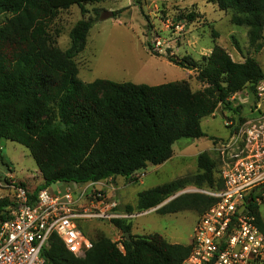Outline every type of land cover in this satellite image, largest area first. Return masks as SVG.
<instances>
[{
  "label": "trees",
  "instance_id": "1",
  "mask_svg": "<svg viewBox=\"0 0 264 264\" xmlns=\"http://www.w3.org/2000/svg\"><path fill=\"white\" fill-rule=\"evenodd\" d=\"M84 1L76 4L82 16L89 14ZM213 1L221 11L232 13L235 26L248 28L250 47L259 54L264 0ZM73 5L60 0H0V144L11 141L30 152L43 179L37 189L29 188L34 193L57 183L131 179L149 165H163L173 157L179 141L206 136L202 120L219 108L223 117L231 110L240 113L227 99L244 90L254 92L264 80V70L254 56L236 62L226 49L215 45L201 64L191 57H169L172 64L196 71L197 80L208 85L204 91H192L187 82L157 86L106 79L84 82L75 58L85 51L94 24L117 19L122 11L94 9V16L74 26L72 46L64 52L49 30L60 12ZM197 163L196 176L141 192L137 211L151 210L186 187H222L214 155L200 154ZM214 203L201 194H184L158 212L203 215ZM9 205L8 198L0 199V221L7 219ZM112 224L122 233L123 251L117 242L98 235L93 249L77 258L53 237L43 252L46 264H182L191 253V245L171 244L159 234H132L127 220Z\"/></svg>",
  "mask_w": 264,
  "mask_h": 264
},
{
  "label": "rangeland",
  "instance_id": "2",
  "mask_svg": "<svg viewBox=\"0 0 264 264\" xmlns=\"http://www.w3.org/2000/svg\"><path fill=\"white\" fill-rule=\"evenodd\" d=\"M60 1L75 4L62 10L49 30L64 52L72 46L70 33L74 26L80 20L94 16V9L122 11L117 19L95 23L89 32L85 51L75 58L79 78L84 82L106 79L149 86L187 82L192 91H204L208 85L197 80L196 71L172 64L169 57L174 56L178 60L191 57L201 64L211 55L215 45L226 49L236 62L241 63L246 57L254 56L264 70V40L261 52L256 55L249 44L248 28L235 26L232 13L221 11L213 0H87L84 1L89 11L86 16H82L76 5L79 0ZM229 116L228 112L225 117L216 113L202 120L206 136L199 140L179 141L173 147V157L163 165H149L131 179L116 177L104 180L96 188L117 202L119 213L125 214L128 209L138 212V195L141 192L198 174V156L203 153L213 156V140L228 138L226 123ZM0 147L2 175L10 172L16 182L31 190L43 184L42 175L25 147L7 140H3ZM66 186L65 183H57L49 189L56 193ZM190 187L151 209L153 211L148 215L127 220L132 225V234H159L171 244L190 245L194 227L202 214L184 211L162 215L158 212ZM3 196L4 193H0V199ZM82 228L91 239L104 235L113 242L123 241L122 233L108 220L86 222Z\"/></svg>",
  "mask_w": 264,
  "mask_h": 264
},
{
  "label": "built area",
  "instance_id": "3",
  "mask_svg": "<svg viewBox=\"0 0 264 264\" xmlns=\"http://www.w3.org/2000/svg\"><path fill=\"white\" fill-rule=\"evenodd\" d=\"M225 140H213L220 188L190 187L182 194L215 200L197 222L189 257L182 264H264V80L254 92L231 95ZM1 150V147H0ZM102 182V181H101ZM98 183L67 184L56 193H34L0 173V193L8 198L7 219L0 221V264H46L44 250L53 237L77 258L94 247L82 224L133 220L153 210L119 213L118 204ZM256 209V210H255ZM124 250L122 241L118 243Z\"/></svg>",
  "mask_w": 264,
  "mask_h": 264
},
{
  "label": "water",
  "instance_id": "4",
  "mask_svg": "<svg viewBox=\"0 0 264 264\" xmlns=\"http://www.w3.org/2000/svg\"><path fill=\"white\" fill-rule=\"evenodd\" d=\"M217 113H218L220 116H222V117L224 116V114H223L221 108H219V109L217 110ZM168 203H169V202H168ZM126 235H127L128 238H130V235H129L128 233H127Z\"/></svg>",
  "mask_w": 264,
  "mask_h": 264
}]
</instances>
